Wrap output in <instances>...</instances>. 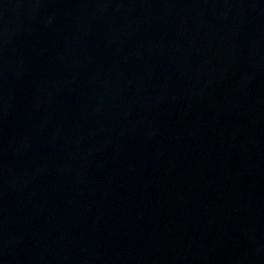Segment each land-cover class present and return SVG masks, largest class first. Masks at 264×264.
<instances>
[{
  "label": "water",
  "instance_id": "1",
  "mask_svg": "<svg viewBox=\"0 0 264 264\" xmlns=\"http://www.w3.org/2000/svg\"><path fill=\"white\" fill-rule=\"evenodd\" d=\"M0 264H264V0H0Z\"/></svg>",
  "mask_w": 264,
  "mask_h": 264
}]
</instances>
